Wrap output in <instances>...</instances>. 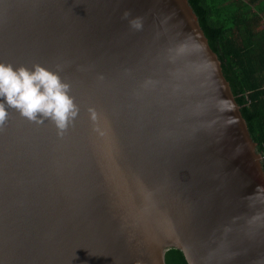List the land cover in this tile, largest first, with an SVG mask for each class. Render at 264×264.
<instances>
[{
	"label": "water",
	"instance_id": "1",
	"mask_svg": "<svg viewBox=\"0 0 264 264\" xmlns=\"http://www.w3.org/2000/svg\"><path fill=\"white\" fill-rule=\"evenodd\" d=\"M0 62L79 107L6 109L0 264H264L263 157L188 0H0Z\"/></svg>",
	"mask_w": 264,
	"mask_h": 264
},
{
	"label": "trees",
	"instance_id": "2",
	"mask_svg": "<svg viewBox=\"0 0 264 264\" xmlns=\"http://www.w3.org/2000/svg\"><path fill=\"white\" fill-rule=\"evenodd\" d=\"M248 123L264 170V25L253 0H188Z\"/></svg>",
	"mask_w": 264,
	"mask_h": 264
},
{
	"label": "clouds",
	"instance_id": "3",
	"mask_svg": "<svg viewBox=\"0 0 264 264\" xmlns=\"http://www.w3.org/2000/svg\"><path fill=\"white\" fill-rule=\"evenodd\" d=\"M130 15L124 13V18ZM134 28H141L139 18L129 21ZM7 108L16 109L21 116L36 123L49 120L63 136L79 113L74 97L70 95V84L64 82L58 72L40 64L30 69L0 62V126L7 117ZM96 119L94 109H89Z\"/></svg>",
	"mask_w": 264,
	"mask_h": 264
},
{
	"label": "crops",
	"instance_id": "4",
	"mask_svg": "<svg viewBox=\"0 0 264 264\" xmlns=\"http://www.w3.org/2000/svg\"><path fill=\"white\" fill-rule=\"evenodd\" d=\"M251 5L253 6L254 10H256L260 14L262 23L264 25V0H253V3Z\"/></svg>",
	"mask_w": 264,
	"mask_h": 264
}]
</instances>
